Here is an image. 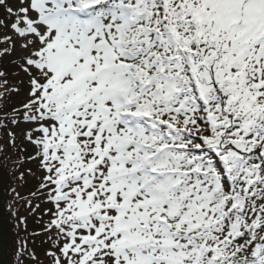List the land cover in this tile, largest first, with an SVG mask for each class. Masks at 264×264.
Masks as SVG:
<instances>
[{"label": "snow or ice", "instance_id": "6c2138e0", "mask_svg": "<svg viewBox=\"0 0 264 264\" xmlns=\"http://www.w3.org/2000/svg\"><path fill=\"white\" fill-rule=\"evenodd\" d=\"M9 3L53 264H264V0Z\"/></svg>", "mask_w": 264, "mask_h": 264}, {"label": "rangeland", "instance_id": "374dc122", "mask_svg": "<svg viewBox=\"0 0 264 264\" xmlns=\"http://www.w3.org/2000/svg\"><path fill=\"white\" fill-rule=\"evenodd\" d=\"M9 7L15 11L18 5L15 0H10ZM0 20L9 25L0 29V62L12 73L9 81L12 92L8 100L11 109L5 115L12 114L13 117L9 120L10 126L5 133V144L7 152L14 157V169L26 184L21 196L20 218L25 229L32 234L26 247L28 253L23 252L28 257L23 260V264H53V259L47 254L55 252L60 256L57 245L63 242V237L55 229L46 231L50 219L54 218V205L51 203L49 190L41 191L46 173L39 159V149L28 139V134L39 126L26 118L25 105L30 103L31 85L29 76L22 69L26 67L25 60L31 50L26 51L21 47L23 38L14 35L10 27L12 21L3 8H0ZM5 37L12 39L6 42ZM32 138H37V134H33ZM16 149L18 153L14 152Z\"/></svg>", "mask_w": 264, "mask_h": 264}, {"label": "trees", "instance_id": "16d2710c", "mask_svg": "<svg viewBox=\"0 0 264 264\" xmlns=\"http://www.w3.org/2000/svg\"><path fill=\"white\" fill-rule=\"evenodd\" d=\"M11 76V71L0 62V264H23L28 258L23 252H27L32 234L25 229L20 218L21 196L26 184L14 169V157L7 152L5 144V133L13 117L12 114L5 115L11 109L8 102L12 92L9 87ZM14 152L18 153V150Z\"/></svg>", "mask_w": 264, "mask_h": 264}]
</instances>
